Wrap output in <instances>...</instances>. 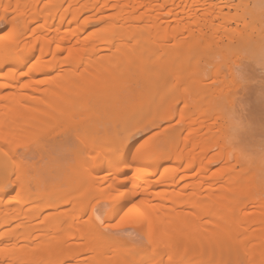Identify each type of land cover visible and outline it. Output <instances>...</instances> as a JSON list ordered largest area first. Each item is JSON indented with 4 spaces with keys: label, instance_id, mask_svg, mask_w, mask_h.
Listing matches in <instances>:
<instances>
[{
    "label": "bare ground",
    "instance_id": "bare-ground-1",
    "mask_svg": "<svg viewBox=\"0 0 264 264\" xmlns=\"http://www.w3.org/2000/svg\"><path fill=\"white\" fill-rule=\"evenodd\" d=\"M157 1L158 0H70L68 2V5L64 6V3H59L60 5H56L55 1L51 0L49 2H46V5L44 4V6L49 5L48 8L49 10H52V13L49 11V13H44V15L39 13V16L36 13L33 14L34 16L31 15L30 18H28L29 16L27 14L29 11V7H32L35 11L37 8H39V3L41 2L36 1L35 3L33 1L30 2V0H23L17 7V9L20 10L17 11L18 14H16V16H6L0 13L2 14L0 16L7 17L6 22L1 21L4 24H0L2 26L0 29L4 28L5 23H7L8 30L12 31L14 29L15 35L18 37L16 43L11 45H8L7 42H0V71H28V67H31L32 64H35L36 61L39 60L40 63L37 66L36 70L32 74H30V77L34 78L38 75H41V72L46 73L54 71L56 69H60V65H64V63L71 66L70 70H64L65 72L61 71L58 75L54 76L56 78H53V76L46 78L48 79V81L50 80L49 82L46 81L47 84H50V88L48 86V90H45L47 92H44V94H46L43 97H40V95L39 97H37L36 95H27V106H25L26 103L25 105H23L24 100L21 99H24V96L20 95V93L19 95L12 94L11 98L9 96H5L7 98L6 102L8 101L9 104L6 102H4L5 105L0 104V118L3 121V124L5 122L7 126L13 129H16V127L18 125L20 126V124L21 128L23 126L22 129H24L26 126L27 128L30 129L31 127L32 129L33 127L36 128V125L40 124L41 121H44L48 118L53 120L55 118V120L58 122L62 121V119L63 121H66L65 116H71V118L77 116L76 118L79 119L78 125L81 124L80 126H82V128L85 127L88 130L95 132L96 134L100 130L99 133L102 134V138L100 137L99 133L97 136L94 135V137L99 136V138L104 140V142H102L103 140L101 141L100 139L99 144L101 146L103 145L104 147V143H113L117 146L119 137L121 135L127 134L128 131L135 132L137 129H143L144 131L146 127H149L150 125H158L156 123L161 122V120L164 121L163 119H165L166 121H168L169 119H174L175 117L173 116L175 115V113H177V104L175 102H178L179 100L177 99V97L181 95L186 96L183 94H187V96L192 95L191 101L188 103L186 102L187 105L184 106L180 111H178L179 115L183 116L182 121H186L187 128L185 127L186 129H184L182 132L176 126H171L172 128L169 127L170 132L167 136V139L165 137L166 141L164 140V142L160 145L156 143L157 140H151V138L149 137V141L148 139H146L148 141L147 143L142 142V144L144 145V149L142 148L141 152L145 156L153 157L152 160L148 161L149 164H158L160 163L162 158L164 159L166 157V160H168L167 156H169L172 151L182 148L185 155L183 154V158V151H181V154L179 153V155H177L178 157L181 155L178 160H180V162L182 160L187 161V168L195 167V158L197 160L198 155L201 156V158L205 156V153L209 151V149L207 148L212 143H209L210 137L212 138L213 136L215 138L216 136L214 135L223 133L226 123L224 114L222 112L219 113V110L221 109V106L223 104V101L221 100H212L211 102L209 100L207 102V104L209 103L215 110L218 109L221 105L220 109L217 111L218 115L215 111V114L217 116L215 115V120L213 122L208 123L206 121H203L201 118L196 119L193 115V113H195V110L199 106L204 105L202 104V102L206 103L205 101L198 100V97H194L193 91L200 86L210 87V85H212L210 84L211 82L209 84L207 82L205 83V81L207 80L205 74L198 73L197 69L198 66H200L199 64L201 62H203L202 65L209 64L211 63V57L212 59H216V56H210V54L205 53L197 58V47L195 44L197 43L198 45V42L202 40L204 41V38L206 36L212 37V35H214L206 34V32L202 33L201 28L205 27L209 22H211L210 16L216 13L214 7L215 5H213L209 11L203 13L201 16H196V11L198 10V8L194 10H191L189 8L187 9L186 4H183L182 9L179 11L182 14V16L180 15L181 17L178 13H176L177 11H172V13L174 14H172L173 17H165L164 19V17L159 16L162 15L159 10L164 5L166 6L168 0H164L163 3ZM198 1L199 3L205 4L207 0ZM222 2L224 3V5H222L220 2L219 4L221 5H219L218 8L220 10V13L223 15L226 13L224 11L225 5L228 8L227 13L225 14V19H227V17L230 20L234 18L237 21L246 19L241 14L240 6L242 4H248L249 15L247 17L250 19H256L260 14H263L261 13L262 10H259L264 8V1H261L263 3L262 6H259V3L261 2L257 3L255 0L253 1L255 4H249L247 3V0H223ZM1 5L2 4L0 3V6ZM97 5H99V7H97ZM108 9L111 11L112 9L116 10V13L109 12V14H104L103 12L106 11L105 13H107ZM174 9L175 8H173V10ZM89 10H92V12L94 11L93 14L89 12ZM95 10H97L99 14L101 12L104 15H100L99 17V14ZM84 11L86 13L88 11L89 13H91V15H87L86 13H84ZM10 12H12V10H10ZM83 13L86 15L83 16ZM169 13L171 14L170 11ZM96 14H98V17H96ZM182 21L185 22L186 26L189 25L194 29L199 28L201 31L198 33H202V35L200 37H198L197 35L196 37L194 32L195 30H192L190 28L192 30L190 31L192 32L190 33L191 35L187 34L188 36H185V31L189 30H186V27L183 29H179L174 34H170L168 36L167 34H164L161 36L163 31L165 32L166 28L170 24H172L171 22H178L182 26ZM88 22H91V24L94 25L96 24L98 28L91 29ZM74 23H80L79 30L70 28ZM165 25L167 26L165 27ZM199 29H197V31H199ZM0 35H6V32H0ZM181 35L184 36L180 37ZM228 35L231 34L228 33ZM231 36H233V34ZM239 37V42L246 45L249 39L253 41H259L264 38V30L258 31L255 36L254 34H248L247 36L244 34H240ZM213 38L215 37L213 36ZM115 45L117 46L115 52L113 54H108V51L112 50V46ZM41 48L43 49V55L40 51ZM257 50L259 51V49ZM104 51H106V53H104ZM64 52H70V54L68 53L69 55L67 57H63ZM75 52L78 53L79 57H77ZM79 52H83V54ZM84 52L86 53L84 54ZM88 52L89 54H87ZM145 52L146 54L144 55V57L138 59L139 61L137 60L138 63H136L135 61V63L133 62L135 65H133V67L135 69H133V71L131 70L132 72H128V68L126 65L128 63V60H126V58L131 55L130 53H134L136 55L139 53L138 55H140V53ZM257 53L258 52L256 51L255 54ZM161 60H163L164 62L160 65L159 62ZM30 61L31 63H29ZM137 66L141 67V69L138 70L139 68ZM240 74L242 76V79L245 78V84L241 80L236 81L234 78L231 80V84L235 86L237 92L240 88L246 89L248 87L249 81L258 80L257 76L250 72V69L246 67L242 69ZM156 82H159V84H155ZM222 82L224 83V81ZM73 84H76L77 87H68V91L65 89L67 88V86H71ZM33 85L34 84L31 83V86ZM249 88V91L246 90L247 93L250 94L249 97H246L248 94L245 96L247 99H240V95L232 99H234L235 101V108L238 107L242 112H245L243 113V115L246 116L245 121L249 122V119H247L249 118L248 115L250 111H253L252 113L254 114L251 115V118L257 124V129L255 130V133L250 135V137L252 136L251 139H255L254 141L256 142L254 144L257 145L261 142L260 136H264V112L262 111V108H264V83L255 84L254 87L251 88V90ZM249 98H251V100L253 99L254 101V103L250 105L251 107L253 106V109L251 108L252 110L250 109V111V106L249 108L247 107L250 102ZM10 100L14 103H10ZM34 105H36V107H34ZM23 106H25V108ZM26 107H28L29 109ZM83 108H86V111H84ZM118 108H124L125 112L122 111L123 114L117 115L116 110ZM165 108H172L173 110L171 114L169 113L165 115L166 118H164L165 116H163L165 113L161 112ZM60 116L64 117L65 119L60 118ZM4 117H6V119ZM58 117L60 118V120ZM187 129L189 131H187ZM143 131H141L138 136L133 137L135 142H137V140L140 138L139 136L143 134ZM99 138L97 139L98 141ZM214 138L210 140L213 141ZM54 141L57 143L60 142H58L57 140ZM100 145L97 146V149H99ZM116 146L113 148L111 147L113 152L115 151ZM146 147L147 150L145 149ZM211 147H213V145ZM107 149V151H109V148ZM130 150H134L133 148H131L130 144L128 148L122 150L128 158H131V153L127 152ZM107 151L101 152L102 154L104 152V158L102 160V164L100 163L101 165L96 167L97 170L110 166L111 154L113 152L109 154L110 151ZM234 165L235 164L228 167V173L230 176H228L229 179L227 181V186L225 185L222 188L210 186L209 188H207L205 186V179H208V176H206L203 177L202 182L200 181L202 184L199 185L204 186L199 187L198 185V188H200V190L196 192V196L194 195V192L193 195H190V200L193 199L194 201L195 199L194 203L192 201V207H197L196 205H198L197 209H199V211L203 213V215L205 214L204 216H206V212H208V214L211 215L209 217L207 216L210 221L203 220L201 221V223L198 222L197 225L194 226L189 220V231H187L188 228H185L184 231L182 228L181 232L179 233L178 229L182 227H180L181 224L179 222V219H183V217H185L184 213L185 215L187 213L185 212V210H175V212L177 211V213H173V210L171 209V211H169V209H165V211H163L164 209H162V211H160L159 209L154 208L149 211V213L146 207L144 208V210L146 209L147 213H149V217L147 219L150 223L146 225H149L148 228L152 234V237L160 241L158 251L161 254L168 253L172 256V258L176 257V259L179 260L177 262H180V260H186L188 262L187 263L186 261H184L186 262V264H232V262L240 261L242 255L247 254L249 258H247L248 256H244L245 258H243L246 261L251 260L250 262H247V264H264V204L256 206L258 204L254 203L253 207L256 206V208L254 207V209L252 208L245 213H242V211H240L239 214H242V217H240L239 214L238 216L240 218H243V221L241 222L240 220L238 221V219L240 218H238L237 214V218L233 217V213L230 211V208L233 207L231 206L233 204L232 202L238 196L237 194H239V192L241 194L243 191H245L240 190V179H238L235 174H233L235 172ZM200 169L202 170H199V172L204 171L203 167H201ZM204 169H206L205 166ZM97 170L94 171V173H89L90 176L88 178V181L90 180L89 182L93 185V187L97 184L96 178H99ZM155 170L157 171L156 168ZM156 171L153 170V173ZM15 173L21 174L24 177L25 183L27 181L29 183V180L31 182V180L33 179L28 178L29 175L26 173L25 169L14 171L12 167H9L7 173H5L3 168H0V180L6 178V176L7 178H9ZM167 176L168 175H166V177ZM186 176L188 177V174ZM190 176L193 175L190 174ZM233 176H235L236 178H233ZM37 178L32 180V183L34 181V183H36L38 186V182L40 179ZM25 183L22 186L23 190L21 189V185L12 182L11 186L8 189L0 191V228L11 226L15 221H24L25 217L30 219V221L25 220L26 222H28V224L29 222L32 223L33 221L41 218V215L45 210H57L64 204V202L65 204L66 201L68 203L69 199H59L58 197L57 199L54 198L56 200L51 201L49 204L47 203L48 205H43V207L38 206L36 208V211L32 209L33 211L30 212L28 210L29 212L27 211L24 214L22 209L23 205L26 204L25 201L40 202L42 200H52L50 199V197H52L51 192L56 190V188L54 189L53 186L52 190H48V188L46 189V187H43L46 190H42L43 188L39 190L41 192L46 191L47 193L43 194V192L40 193V191L37 192L39 194L33 193V191L31 193V190L34 187L30 190V187H32L30 185L31 183ZM34 183L32 184L33 186L36 185H34ZM18 186L19 190L21 189V191H18V193L19 195H21L20 197H22V201L19 200V203L21 202L20 205H22V209L20 206L12 207V204L18 202V199H13L11 196H9V192L12 189L17 188ZM39 186L38 188H40ZM54 192L56 193V191ZM81 193H78L76 196L81 195ZM19 195L17 197H19ZM137 195L141 197L138 202H136L139 207H141L142 204H146L149 201L148 198L152 196L151 192L137 193ZM173 195L170 197L171 199L176 197L175 195L173 197ZM158 196L160 197V195ZM192 196H195L196 198H193ZM166 197L167 196L165 195V198ZM76 198L78 199V197ZM83 198L78 200H82ZM161 198H163L162 195ZM168 198L169 197H167L166 199ZM176 199L178 198L176 197ZM255 199L257 200V198ZM141 200L143 201V203H141ZM172 200L174 202V199ZM186 201L189 202V198ZM258 201L260 203V200ZM176 202L178 201L175 200V203ZM212 204H216V207L213 205V208ZM189 205H191V202ZM208 206H210L212 209ZM207 207L211 210L207 211ZM63 211L64 210L58 212H49L45 216L47 221L50 220V224H48L47 226L49 227L51 225L53 227L52 230L54 229L55 232L57 229L59 231V226L61 225L60 222L63 223V217L61 216ZM234 211L235 210H233V212ZM80 214L81 212L79 213V215ZM61 217L62 220L60 219ZM69 219L67 220L69 221ZM234 219L236 220V222H240V225H238L239 223L235 224ZM36 223L39 225L38 221ZM21 224H24V227L26 228V237L23 240L12 239L10 237L7 240V245L1 248L4 251L3 253H0V259L10 260L13 262L20 261L25 258L27 259L28 256V258L30 259V256H32L31 253L33 255L37 254L36 256L38 258L40 253L39 251H37V249L39 250L40 248V250H42L43 245H45L47 241H49L47 242L48 245L51 244L52 246L54 245V247L55 245L56 247L62 246L61 249L63 250L65 244H69L68 240L70 241V239L72 240V238L86 237V243H84L85 245L89 244V250L95 249L100 244L104 245L107 243H111L119 245L118 242L108 238L103 234L97 222L92 218V213L83 225L84 229H82L84 231H80L77 233L73 231V233H70V235L69 233H64V238L59 237L58 235L54 236L53 234V236L50 238L47 235H43V230L45 232H48L46 231L48 227L44 224H40L42 225L41 227L40 225L32 226L30 224L32 226H30L31 228L25 222H21ZM65 225L66 227L67 225H70V228L72 226L71 223H66ZM235 225H237V229L240 228V232L243 231L244 234H241L244 235L243 237H238L240 232L238 234H231V231L234 232V229H236L234 228ZM35 227H37V229ZM33 228H35V231H33ZM68 229L63 228V230L66 231ZM11 230L12 229H7L4 231V233L8 234ZM32 231H37V233L39 231V233L33 234ZM72 243L75 244V242H71V244ZM48 245L46 244V246ZM50 246L48 248L44 247L43 249H47L48 252L51 253L53 247L51 246L52 249H50ZM100 246H98L96 248L97 250L95 249L94 251L99 252ZM30 247L33 251L30 249ZM56 247L54 249L57 252V250H60V247H58V249ZM82 248L79 250H82ZM49 249L51 251H49ZM53 252L51 253L52 255ZM72 253H77V256H79L78 251L73 252L67 250L64 254H66V256L68 254L69 257L75 259L76 255H71ZM55 254L53 255V257L55 256ZM46 255L45 257H47ZM165 256L166 255H164V257ZM53 257L52 259H54ZM32 258H34V256H32ZM55 258L57 257L55 256ZM61 258L65 259L63 256ZM93 258H95V256ZM103 258L105 259V256ZM103 258L102 260H104ZM115 258L113 259V261H116ZM120 258L121 255L118 259ZM108 259L111 258L109 257ZM105 260L107 261V258ZM58 261H56L57 263L54 262V264H58ZM93 261H95V259H93ZM113 261H111V263L116 264ZM63 262L59 261V264H64ZM92 263L93 262L90 261L89 264ZM78 264L81 263L79 262ZM173 264H176V262H174Z\"/></svg>",
    "mask_w": 264,
    "mask_h": 264
},
{
    "label": "rangeland",
    "instance_id": "rangeland-1",
    "mask_svg": "<svg viewBox=\"0 0 264 264\" xmlns=\"http://www.w3.org/2000/svg\"><path fill=\"white\" fill-rule=\"evenodd\" d=\"M21 1H23V0H2V2L0 0V3L2 4L0 6V13L4 14L6 16H11V15L16 16V14H18L17 11L20 10V9H17V7L20 5ZM32 1L35 3H36V1L41 2V3H39V8H37L35 10L36 12L34 11V9L32 7H29V11L27 14L29 16V17L27 16L28 18H30L31 15L36 14V13L39 16V13L44 15V13L47 14V13L52 11V10H49V8H48L49 5L44 6V4L46 2H49L51 0H40V1L39 0H30V2H32ZM53 1H55L56 5L59 3L60 4L64 3V6H65V5H68V2L70 0H57V1L53 0ZM158 1L163 3L164 0H158ZM222 1L223 0H207L206 3L204 4V3H199L198 0H168L167 1L168 3H166V6L164 5L162 7L163 9L161 8L159 10V12L162 14L159 16L164 17V19H165V17L166 18L173 17L174 14L172 13V11H174V12L177 11L176 13H178L179 16L180 15L182 16L181 12H179V11L182 9V5L186 4L187 9L189 8L191 10H194V9L198 8V10L196 11L198 14L196 13V16H201L203 13L209 11L213 5H215L214 7L216 10L215 11L216 13L210 16L211 22H209L205 27L201 28L202 31L199 28H197V29H199V31H197L196 28L195 29L191 28L189 25L186 26L185 22L182 21L184 23V24L182 23V26L178 22H174V23L171 22L172 24H170L167 27L168 29L166 28V31L165 32L163 31V33L161 34V36L164 34L165 35L167 34V36H168L170 34L176 33V31H178L179 29H181V28L183 29L186 27H187L186 30H188V29L189 30L185 31L186 32V33H184L185 36L191 35L190 33H192V32H190V31H192V30H195L194 32H195L196 37H197V35H198V37H200L203 32H206V34H214V35H212V37L210 36L211 38L209 36H206L205 38L202 37V38H204V41L203 40L200 41L201 44H200V42H198V45H197V43L195 44L197 47V49H196L197 58L199 56L205 54V53L210 54V56H216V59H212V57H211V63H209V64H206V65L203 64L202 65L203 62H201L199 64L200 66H198V69H197L198 73L205 74V76L207 78V80L205 79L206 80L205 83L207 82L209 84L211 82L210 84H212V85H210V87L200 86L193 91L194 97H198V100H200V101L202 100V101L206 102V103L202 102V104H204V105L199 106L195 110V113H193L194 118H196V119L201 118L203 121H206L208 123H211L215 120V115L218 113L217 111L220 109V106H221L220 105L219 108L215 110L214 108L211 107V105L209 103L207 104V102L209 100H210V102L212 100L223 101V104L221 106V109H222V107L225 104V100H229V99H232L234 97H238L239 95H240L239 96L240 99H244L246 97H249L250 94L247 93V91H249L248 90L249 86H250L249 89L251 90V88H253L255 84L264 83V68L257 66V62L264 63V55H263L264 52H261L259 50L260 51V53H259V51L256 50L258 53L255 54V61H250L247 58H245L241 61V66L238 68L233 66V62H235L237 60V57L235 55H232V53L236 49H238L239 47L245 46L244 44L239 42L240 34H244L246 36L248 34L249 35L254 34V36H255V34H257L258 31L264 30V8L263 9L259 8L260 9L259 11L262 10L261 13H263V14H260L259 15L260 17L257 15L258 18H256V19H250L247 17L246 19L240 20V21H237L234 18H232L230 20V19H228V17H227V19H225L226 18L225 14L228 11V8L226 7V5L224 7V11L226 13L224 12L225 13L224 15L220 13V10L218 7L221 4L224 5V3ZM253 1L254 0H247V3L255 4ZM255 1L257 3H259L261 1L263 2L264 0H255ZM220 2H221V4H219ZM262 2L259 3V6L263 5ZM6 5L10 6L9 7L10 9L8 8L9 9L8 12L4 13L3 6H6ZM63 8H65V7H63ZM173 8H175V9L173 10ZM10 10H12V12H10ZM95 11L99 14V12L97 10H95ZM169 11L171 12V14L169 13ZM89 12H91L93 14L94 11L92 12V10L91 11L89 10ZM89 12L87 11V13H86L84 11V13H86L87 15H91V13H89ZM105 12H103V13L104 14H109V12L110 13H116V10L112 9V11H111L108 9L107 13H105ZM2 14H0V15H2ZM86 14H84L83 16H85ZM98 14H96V17H98V16L100 17V15L101 16L104 15L101 12L99 15ZM101 20H103V19H101ZM92 23H93V21H92ZM176 23H178V24H176ZM0 24H4V23L1 22ZM79 25H80V23L79 24L74 23L71 25L70 28L75 29V30H79ZM89 25H87V26L91 27V29H97L98 28V26L96 24L95 25L91 24V22L89 23ZM177 25H179V26H177ZM166 26L167 25H165V27ZM1 27L2 26L0 25V28ZM200 31L202 33H198ZM228 33H230L231 35L233 34V36L228 35ZM184 35H181L180 37H183ZM213 36L215 38H213ZM207 37L210 39H208ZM112 47H113L112 50H109L108 51L109 53L107 52L108 54H113L117 48L116 45L112 46ZM198 48H199V50H198ZM256 51H255V53H256ZM68 53L70 54V52H64L63 57H67L69 55ZM79 53L83 54V52H79ZM85 53L86 52H84V54ZM104 53H106V51H104ZM87 54H89V52ZM100 54H101V52H100ZM130 54L133 57L131 55L128 56V54H127L128 57L127 56L126 57L128 59L126 58V60H128V63L125 62V63H127L126 65L128 68V72H130L131 70L133 71V69H135L133 67L134 63L135 62L138 63L137 60L143 58L144 55L146 54V52L140 53V55H138L139 53L137 55L134 53H130ZM76 55H77V57H79L78 53H76ZM229 57H231V58H229ZM48 59H49V57H48ZM163 62L164 61L161 60L159 62V64L161 65ZM46 64H48V63H46ZM244 67L250 69V72L255 74L257 76L258 80L249 81L248 87L246 89L240 88L239 91L237 92L235 89V86L231 84V80L234 78L233 72L240 74ZM138 68H139L138 70L141 69V67H138ZM70 69H71V66L66 65L64 63V65H60V69H56L54 71L46 72V73L41 72L40 73L41 75L34 77L35 79L32 77L25 78L24 76H22L20 74L21 71H19V70H17L18 72H14V71H10V70L0 71V85H4V87H0V96L3 95L2 97L5 98V100L0 99V101H1L0 104L5 105L4 102H6L7 96H9L11 98L12 94L13 95L14 94L19 95V93H20V95L24 96V99H21V100H24L23 105H25V103H26L25 106H27V104H28V102H26V98H28V97H26L27 95H36L37 97H39V95H40V97H43L46 94V93L44 94V92H47L45 90H48L47 89L48 86L50 88V84L49 83L47 84L46 81H48V79H46V78L52 77V76H53V78H56L54 76L58 75L61 71L65 72L64 70L68 71ZM26 71H23V72H26ZM13 73H15V76H13ZM244 80H245V78L241 79V81L245 84ZM222 81H224V83ZM31 83L34 85L31 86ZM155 84H159V82H156ZM25 85H27V86H25ZM73 85H75V86H73ZM73 85L67 86V88H65V87L64 88L68 91V89L70 87H75V88L77 87L76 84H73ZM182 88H184V87H182ZM243 88H244V86H243ZM37 90H39V91H37ZM183 95H186V96H182V95L178 96L177 99H179V100H178V102H175L177 104L176 105L177 106L176 107L177 113H175V115L173 116V117H175L174 119H172V120L169 119L168 121H166L162 117V119L164 121L161 120V122H159L160 124L156 123L159 126L158 125H156V126L150 125L151 127L150 126L146 127L147 130L145 129L142 132L143 134H141V136H139L140 138L137 140L140 143H136L134 141V139H132L131 142H129L130 146L133 144L134 145L136 144L135 145L136 147L137 146L140 147V144H142V142H144L141 139V137H144V139H148V141L150 140V138L152 140V137L148 136L147 133L152 132L154 129L159 131V135L155 139V140H157L156 143L159 145L162 144L164 142V140L166 141L167 136L170 132L169 127L172 128L171 126H176L180 131L183 132V130L187 128L186 127V125H187L186 121L185 122L182 121L180 124H176L175 120L178 119L180 116L178 111H180L184 106L187 105L186 102L188 103L192 99V97H191L192 95L191 96L190 95L187 96V94H183ZM241 95L243 98L241 97ZM249 99L248 100L251 103L249 102V104L247 106L248 108L250 105H252L254 103L253 99L252 100H251V98H249ZM12 102L13 101H11L10 103H12ZM6 103H8V101ZM25 106H23V107L25 108ZM34 107H36V105H34ZM26 108H28V107H26ZM251 108L253 109V106L252 107L250 106L249 111ZM221 109L219 110L220 111L219 113L222 112ZM262 109H263L262 111L264 112V108H262ZM1 110H2V108H1ZM83 110L86 111V108H83ZM122 111L125 112L124 108H120V109L118 108L116 110L117 115L123 114ZM172 111H173L172 108H165L161 112L165 113L163 115V116H165L166 114H169V113L171 114ZM215 111H216V114H215ZM236 112H237L238 116L245 121L246 116L243 115V113H245V112H242L240 110V108H238V107L236 108ZM252 112L253 111H250V113L248 112L249 118H247V119H249V122L245 121L249 125L248 132L244 135L239 136L238 138H236L233 141L234 147H236L237 149H239L243 152H252L256 146V144H254L256 142V141H254L255 139H251L252 136L250 137V135L255 133V130L257 129V124L251 118L252 117L251 115L254 114ZM76 117L71 118V116L70 117L65 116V118H66L65 119L64 117L60 116V118H64L66 120V121H63V119H62L63 122L62 121L57 122L55 120V118H54L55 121L53 119L48 118L49 120L45 119L46 121L45 120L41 121L40 124L36 125V128L33 127L32 129H31V127H30V129L27 128V126L26 127L24 126L25 128L22 129L23 126L21 128L20 123H19L20 126L18 125L16 127V129L10 128L9 126H7L5 124V122L3 124V121L0 118V130H2L4 132L5 136L11 135L13 137H16L21 143H28L30 140H32L38 134L43 135L44 137H46L47 139H49L51 141L57 140L58 142L60 141L59 143H62L63 142L62 137H63L64 132L67 129L72 130V140H73L75 146L63 155H60V156L49 155V154H43L42 155L41 153L32 152V151L25 153V155L27 157L32 158L30 160L29 164L24 168L26 170V173L29 175L28 178H33L32 180H34L35 178L38 177L37 179H40L38 182V186L40 185L39 186L40 188H38L37 184L34 183V181H33V183H34V185L35 184L36 185L33 186L32 180H31V182L29 180V183H31L30 185L32 186V187L29 186L30 190L34 187L31 190V193H32V191H33V193H37L38 191H40L39 189H42L43 187H46V189L48 188V190H50V189L52 190V188L54 187V189L56 188V190H54V191H56V193L54 191L51 192V195L53 198L50 197V199H52V200H48V201L42 200L40 202H37V201L27 202V201H25L26 204L23 205V209H22V207H21L22 205H20L21 202L19 203V200L22 201L21 200L22 197H20L21 195H19V197H17L18 196L17 194H19L18 191H21L22 186L25 183L24 177L19 173H15L12 176H10L9 178H7V179H10L12 182H14L18 185H21L20 190H19V186L17 188L12 189L9 192L10 193L9 196H11L12 198L15 197V199L16 198L18 199V202L13 203L12 207L13 206L14 207L20 206L21 209L23 210L24 214L28 210L30 212L33 210L36 211V208L38 206L43 207V205L45 206L47 203L49 204L51 201L56 200L58 197H59V199H64V198H66L65 200L69 199L68 203H67V201H66V204L64 202V204L62 206H60L59 209H57V210H55V209L54 210L53 209L45 210L46 212L45 211L43 212V214L41 215V218L37 219L36 221H33L35 223L38 221L39 225L44 224L45 226H47L48 224H50V222H49L50 220L47 221V219L45 218L46 214H48L49 212H53V211L58 212V211L64 210L63 213L61 214V216L63 217V220H62V217L60 218L63 221V223L60 222L62 226L59 223L60 229H59V231H58V229L56 230L57 233L55 232L54 229L52 230L53 227L51 225H50L51 227L47 226L48 229H46L47 227L43 228V229H46V231H48V232H45L43 230L44 233H42V234L49 236V238L52 237L53 235L54 236L58 235L59 237L64 238V236H65L64 233H69V235H70V233H73V231L76 233L80 232V231L81 232L84 231L83 225L85 224L87 218H89L90 214L92 213V208L93 207L97 208L98 214H99V212L103 211L102 205L105 203H111L112 202L111 197H113L117 194L116 193V185L113 184V181L105 179V176L107 175V169H109V167H104L100 170L96 169V167H98L99 165L102 164V160L104 158L103 154L105 151L108 150L107 148H109V151H110V152L109 151H107V152H109V154H111V152H113L112 148L115 147L116 144L104 143L105 146L107 147L106 148L104 146L106 148L105 149L103 147V145L101 146L99 144L100 139L102 138V136H101L102 134L99 133L100 130H99V132L98 131L97 132L100 134L101 138H99V136L96 137L98 135V133L96 134L95 132H92L85 127L82 128V126H80L81 124L78 125L79 119ZM4 118L6 119V117H4ZM60 118H59V120H60ZM164 118H166V116ZM22 120H24V119H22ZM169 121H172L171 125L169 124ZM161 125L163 127H161ZM73 126H74V128H73ZM165 129H167V131H165ZM19 131H21V132H19ZM93 131H95V130H93ZM187 131H189V130L187 129ZM222 134L223 133H219L218 135H214V136H216L215 137L216 139L212 136V138H214L213 141H211L212 138L210 137L211 140L209 139V143L214 142L215 144L211 143L209 145V147L207 148V149H209V151H207L205 153V156L203 155L204 157L201 158V156L198 155V157H197L198 159L196 160V158H195V160H194V163L196 164V165H194L195 167L187 168V166H186L187 161L182 160L180 162V160H178V158L181 155L179 157L177 155H179V153L181 154V151H183L182 148H179L175 151H172L173 153L171 152L169 154V156H167L168 160H166V157H165L164 159L162 158L160 163H158V164L150 163V167L147 169L148 172H146L144 175H141L139 180L137 181V184L140 186L138 188L137 193H142V192H149L150 193L151 192V194H152V196L150 197L151 199L148 198L149 201L146 204H144V205L142 204L143 206L140 204L141 205L140 211L144 213L146 218L149 217V215H148L150 213L149 211H151L154 208L159 209L160 211H162V209H164L163 211H165V209H167V210L169 209V211L173 210L172 211L173 213H177L178 210H183V211L185 210V212H187L186 215L184 213L185 217H183V219L182 218L179 219V222L181 224L180 227L182 226L181 228L178 229L179 233L181 232L182 228H183V231L185 228H188V230L187 229L186 230L189 231L190 226L188 224L190 221L192 222L191 224L194 226L197 225L198 222L201 223V221H203V220H205V221L209 220L210 221V219H208V217L211 215H209L208 212L205 211L208 215L206 214V216H204L205 214L203 215V213H201L199 211V209H197L198 205H196L197 207H192L193 206V204H192L193 199L190 200L191 199L190 195L191 194L193 195V192H194L195 193L194 195L196 196V192L198 190H200V188H198V185L202 184L201 183L202 179H203V177H206V176H208V179H205L206 180L205 186L207 188H209L210 186L216 187V188L217 187L222 188L225 185L227 186V181L229 179L228 176H230L228 173V171H229L228 167H230V165H233V164H235L234 165L235 166L234 167L235 172L233 174H235V176L238 179H240V190H245L241 193L242 195L244 194L243 196L239 192L240 196H239V194H237L239 197L237 196L238 198L236 197L235 198L236 200L234 199V201L232 202L233 204L231 206H233V207L230 208V211L233 213V217L237 218L240 211H242V213H245L252 208L254 209V207L256 208V206H259L260 204L261 205L264 204V178H263L264 177L263 176L264 175V169L261 168V166L258 162H255L251 165L242 164L235 154H231L230 150L226 149L224 147ZM94 135H96V136L94 137ZM262 136H260L261 142L259 144H264V136H263V138H262ZM165 137H166V139H165ZM98 138H99V141L97 140ZM102 140L103 139H101V141ZM102 142H104V140ZM0 143H2V142H0ZM98 145H100L101 149H100V147H99V149H97ZM212 145H213V147H211ZM13 148H14V151H16V152L21 151V149L15 147V145L13 146ZM145 149L147 150V147ZM102 151H104L103 154L101 153ZM130 151H127V152L132 153L134 150L133 151L130 150ZM183 154L185 155L184 151L182 153V157L184 158ZM168 157H170V158H168ZM128 159L130 160L131 158L129 157ZM133 166L134 167L132 168V171H135L136 165L134 164ZM204 166L206 167V169H204ZM201 167H203V170H204V171H201L202 173L199 172V170H202V169H200ZM155 168L157 169V171L155 170ZM96 170L98 171L99 178L98 179L96 178L97 184L94 185V187H93V185L90 184V182H89L90 180L88 181V178L90 176L89 173H91V172L94 173V171H96ZM153 170L156 172L153 173ZM166 170H167V172H166ZM150 172L152 173V175H147V173H150ZM156 173H159V175H156ZM164 173H167V174H164ZM187 174H188V177L186 176ZM190 174H192L193 176H190ZM166 175H168V176L166 177ZM171 175H173V176H171ZM169 176H171V177H169ZM235 176H233V178H236ZM165 177H166V181H165ZM261 177H262V179H261ZM129 179H131V176H129ZM84 181H86V182H84ZM3 182H5V178L0 180V184H2ZM26 183L29 184L28 181ZM108 185H112V188L109 189ZM200 185H199V187L204 186V185H202V186H200ZM128 187L131 188L132 185L129 184ZM46 189L43 188L42 190H46ZM42 192L40 191V193H42ZM45 193H47V192L44 191L43 194H45ZM78 193H81V195L76 196ZM37 194H39V193H37ZM173 194L179 200L176 199V197H175V198H172V199H174V202H173V200L170 198ZM83 195H84V198H83ZM158 195H160V197ZM161 195L163 196V198H165V195H166L170 199L169 198L166 199L167 197L165 199H163V198H161ZM174 195H173V197H174ZM0 196H1V194H0ZM22 196H23V194H22ZM195 196H192V197L194 198ZM76 197H78V199H81V198H83V199L78 200ZM54 198H56V199H54ZM140 198L141 197H139V199ZM188 198H189V202L186 201V200H188ZM255 198H257V200ZM139 199H137L136 202H138ZM169 200H171V201H169ZM175 200H177L178 202L175 203ZM258 200H260V203ZM184 201H186L187 203ZM194 201H195V199H194ZM194 201H193V203H194ZM256 201H258V202H256ZM190 202H191V205H189ZM123 203H127V201H124ZM254 203H256L258 205L255 204L256 206L253 207ZM213 205L216 207V204H212V207L214 208ZM169 206H171V207H169ZM145 207L149 213H147L146 209L144 210ZM208 207H210V206H208ZM208 207H207V211L212 209L211 207H210L211 209L210 208L208 209ZM175 210H177V211L175 212ZM233 210H235V211L233 212ZM80 212H81V214L79 215ZM197 214H199V215H197ZM236 214H237V216H236ZM69 217L71 220L69 219ZM240 217H242V214L240 215ZM240 217L238 216V218H240ZM186 218H187V220H186ZM203 218H205V219H203ZM67 219H69L70 222ZM242 219L243 218H240V219H238V221L240 220V222H241V221H243ZM25 220L30 221V219H28L26 217H25ZM25 220L24 221H17V222L15 221L12 223L11 226H5V227L0 228V249L2 247H4L5 245H7V240L10 237L12 239H19V240H23L26 237V228L24 227V224H21V222H25L28 224V222H26ZM64 221H68V222H64ZM238 221L236 222V220H235L234 223L235 224L239 223L238 225H240V222H238ZM33 222L32 223L29 222L28 226L29 227L31 225L34 226L35 223H33ZM66 223L67 224L71 223V225H72L71 228L69 227L70 225H67V227H66V225H65ZM146 224H149V223H145V225H144L145 234H147L150 231L148 228L149 225L147 226ZM36 225H38V224L36 223ZM42 225H40V227ZM236 227H237V225H235L234 228H236ZM35 228L37 229V227H35ZM35 228H33V231H35ZM63 228H67V229L70 228V229H68L69 231L68 230L66 231V230H63ZM7 229H12V230L8 234H5L4 231ZM40 230H41V228H40ZM33 231H32L33 234L39 233V231H38V233H37V231L36 232H33ZM232 232L233 231H231V234H234V233L238 234L240 232V228H238V229L236 228V229H234V232L233 233ZM40 233H41V231H40ZM46 233H48V234H46ZM59 233H62V234H59ZM241 234H244L243 231L239 233L238 237L244 236ZM46 238H48V237H46ZM85 240H86V237H84V238H82V237L81 238H72V240L70 239V241L75 242V244L74 243L71 244V242L68 240L69 244L68 243H67V245L65 244L66 247L64 246L65 248L63 247V250L61 249L62 246L61 247L58 246V247H60L61 251L57 250V252L54 249L56 247V245L54 247V245L52 246L50 244L53 247V250H52V252L54 251L53 255L56 252L55 256L57 258H55V256L53 257V255L51 254L52 252L50 253V252H48L47 249H45V250L43 249L46 246V244L48 245L47 242H49V241H47L46 244L43 245V248L41 247L42 250H40V248H39V250L37 249V251H39V253H40L38 258L36 256L37 254L35 252L36 255H33L31 253V255L34 256V258H32V256H30V259H29L28 258L29 256H28L27 259L25 258V259H22L20 261H14V262L10 261V260L0 259V264H54V262L57 263L56 261H58V259L60 262L64 261L63 262L64 264H68L69 260L71 261V264H78L79 262L81 264H89L90 261L93 262L94 264H104V263L105 264H113V263H111V261H113V259L116 256L118 258L120 256L119 254L121 253V250H119L120 248H119V245H117V244L116 245L111 244V243H107L104 245L100 244L101 246L100 245H98V246H100L99 248L101 250L99 249V252H96L94 250L98 246L96 245L97 247L95 249L89 250L90 246H89V244L85 245V243H86ZM76 242H78V243L80 242V243L78 244ZM50 245L46 246L45 248H48ZM51 246H50V249H52ZM34 247H36V246H34ZM58 247H56V248L58 249ZM82 247L85 249H83ZM93 247H94V245H93ZM81 248H82V250H79ZM30 249H31V247H30ZM50 249H49V251H51ZM28 250H29V248H28ZM67 250L68 251L70 250L73 252L78 251L79 256H77L78 255L77 253L71 254V255H76L75 259H73L72 257H69L68 254L66 256V254H64V253ZM83 250H84V252H83ZM157 250H159V249H157ZM80 251H82V252H80ZM61 252H62V254H61ZM44 253H46L47 255ZM42 254H44V255H42ZM165 254H166V256L164 257V259L167 261V259H168L167 257L169 254L168 253H165ZM29 255H30V253H29ZM45 255L47 257H45ZM62 256L65 259H62L61 258ZM88 256H90V257H88ZM94 256H95V258H93ZM104 256H105V259L107 258V261L103 258ZM244 256L247 257L248 255L247 254L242 255V258L240 259V261L245 260V259H243V258H245ZM52 257L55 259V261H54V259H52ZM109 257L111 259H108ZM117 257L115 258L116 261L118 259ZM102 258L104 260H102ZM247 258H249V256ZM93 259H95V261H93ZM175 259H176V257L172 258L173 263L176 262V264L177 263L186 264V262H187L186 260H182V261L180 260V262H177L179 260L178 259L175 260ZM59 261H58V264H59ZM116 261H113V262L116 263ZM184 261H186V262H184ZM250 261L245 260L244 262H245V264H247V262H250ZM102 262H104V263H102Z\"/></svg>",
    "mask_w": 264,
    "mask_h": 264
},
{
    "label": "snow or ice",
    "instance_id": "snow-or-ice-1",
    "mask_svg": "<svg viewBox=\"0 0 264 264\" xmlns=\"http://www.w3.org/2000/svg\"><path fill=\"white\" fill-rule=\"evenodd\" d=\"M9 7L3 6L4 13L8 12ZM6 20V16H0V21L6 22ZM0 32H6V35H0V42H7L8 45L16 43L18 37L15 35V30L9 31L7 23H5L4 28L0 29ZM40 51L43 55L42 48ZM39 63L40 61L37 60L35 64L28 67L27 72L21 71L20 74L25 78H30V74L36 70ZM13 76H15V73H13ZM0 87L4 86L0 85ZM0 99H4V97L0 96ZM182 120L183 116L180 115L175 120V123L180 124ZM171 123L172 121H169L170 125ZM161 127L163 126L161 125ZM141 131L143 129H137L135 132L128 131L127 134L119 137L115 151L111 154L110 166L105 176L106 180H112L113 184L116 185L117 194L111 197V203L102 205L103 211L99 212V214L98 209L93 207L92 218L97 222L105 236L118 242L121 249V258L116 261V264H173L171 255H168L166 261L164 259L166 254H161L157 250L160 241L154 239L150 231L145 234L144 225L150 222L136 203V200L139 199L137 192L140 187L137 181L141 175L147 172L150 167L148 161L152 160L153 157L142 154L143 144H140V147H136L134 144L131 145V148L134 149L131 153V160L122 151L129 147V141L133 137L138 136ZM147 135L154 140L159 135V131L154 129ZM141 139L144 140V143L148 142L144 137H141ZM62 140V143H57L38 134L28 143H21L16 137L5 136L4 132L0 130V142H2L0 143V168H3L5 173H7L9 167H12L14 171H19L24 169L32 159L25 155L29 151L38 152L42 155L60 156L75 146L71 129H67L64 132ZM136 143L140 142L137 141ZM14 145L20 148L21 151H14ZM6 148L7 150H5ZM134 164L136 165V170L132 171ZM147 175H152V173H147ZM156 175H159V173H156ZM129 176H131V179H129ZM11 184L12 181L7 179L6 176L5 182L0 184V191L8 189ZM129 184L132 185L131 188L128 187ZM108 188L111 189L112 185H108ZM124 201H127V203H123ZM141 203H143L142 200ZM3 251V249H0V253H3ZM68 264H71V261ZM232 264H245V262L236 261L232 262Z\"/></svg>",
    "mask_w": 264,
    "mask_h": 264
},
{
    "label": "clouds",
    "instance_id": "clouds-1",
    "mask_svg": "<svg viewBox=\"0 0 264 264\" xmlns=\"http://www.w3.org/2000/svg\"><path fill=\"white\" fill-rule=\"evenodd\" d=\"M241 14L247 18L249 15L248 4L240 6ZM264 51V38L259 41L249 39L245 46L236 49L232 55L237 57L233 62L234 67H240L241 61L247 58L250 61H255V50ZM231 58V57H229ZM257 66L264 68V63L257 62ZM236 81L241 80L242 76L239 73L233 72ZM221 111L225 117V128L222 134L223 144L226 149H229L231 154H235L239 161L244 165H251L258 162L262 169H264V144H257L252 152H243L234 147L233 141L241 135H244L249 130V125L238 116L235 108V101L225 100V104Z\"/></svg>",
    "mask_w": 264,
    "mask_h": 264
}]
</instances>
